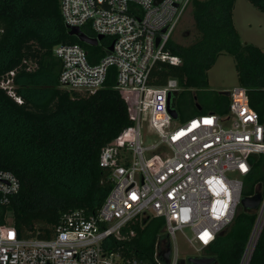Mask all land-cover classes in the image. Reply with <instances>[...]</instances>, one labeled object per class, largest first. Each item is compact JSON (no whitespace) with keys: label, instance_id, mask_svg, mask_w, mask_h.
Listing matches in <instances>:
<instances>
[{"label":"built area","instance_id":"2783aa9c","mask_svg":"<svg viewBox=\"0 0 264 264\" xmlns=\"http://www.w3.org/2000/svg\"><path fill=\"white\" fill-rule=\"evenodd\" d=\"M191 2L59 0L66 27L112 39L113 47L97 62L79 45L55 47L54 56L61 63L59 85L92 95L105 87L113 69V88L126 102L133 124L100 153L99 166L108 171L113 185L98 213L88 218L78 212L63 215L49 239L19 238L7 217V223L0 224V264H143L104 246L110 237L120 239L121 230L130 223L148 219L163 220L162 230L171 246L169 264H178L177 234L195 252H203L243 210L245 179L254 164L251 158L264 156V127L246 90L237 86L229 93L225 113H201L173 125L177 118H172L168 106L173 108L177 82L153 84L156 64H181L168 44ZM0 87L22 103L11 80ZM142 116L159 138L147 147L141 144ZM152 152L157 156L146 157ZM19 189L18 179L0 169V206L8 205ZM255 190L261 201L240 264L248 263L264 227V185ZM184 230H189L190 238ZM205 233L210 236L206 243ZM164 249L157 244L158 264Z\"/></svg>","mask_w":264,"mask_h":264},{"label":"trees","instance_id":"16d2710c","mask_svg":"<svg viewBox=\"0 0 264 264\" xmlns=\"http://www.w3.org/2000/svg\"><path fill=\"white\" fill-rule=\"evenodd\" d=\"M246 1L264 13V0ZM234 4L235 0H192L194 41L188 46L169 42L170 53L181 64H156L153 84L176 80L179 91L172 99L176 112L182 99L197 114L225 113L227 97L217 96L224 109L205 111L197 92L208 87L207 72L217 58L229 55L239 86L264 127V52L241 42L232 20ZM111 43L105 38L91 47L70 36L59 0H0V84L11 80L12 91L22 101L16 103L0 87V169L11 172L20 184L10 203L0 206V224L9 217L19 238L49 239L65 214L96 215L112 189L99 156L133 124L126 102L113 88L115 72L109 70L103 89L81 94L59 85L61 63L53 53L59 45H79L97 62ZM251 161L244 197L259 193L255 186L264 185V156ZM255 218L254 210H240L203 256L214 258L212 264H240ZM163 226L162 219L135 221L121 230L120 239L108 238L104 247L143 264H158L156 246L167 240ZM248 264H264V227Z\"/></svg>","mask_w":264,"mask_h":264},{"label":"rangeland","instance_id":"374dc122","mask_svg":"<svg viewBox=\"0 0 264 264\" xmlns=\"http://www.w3.org/2000/svg\"><path fill=\"white\" fill-rule=\"evenodd\" d=\"M232 20L241 42L243 44L253 45L264 52V13L258 11L246 0H235ZM194 38L195 29L193 27L190 6L174 30L171 41L188 46L194 41ZM207 80L208 87L197 92L198 102L203 106L205 111L213 107L224 109L226 107L224 104L216 102L217 96L219 94L230 93L235 87L239 86L233 58L229 55L219 56L213 67L207 72ZM176 109L178 117L172 123L173 125L181 124L190 117L198 115L194 112L193 108L186 107L182 99H178ZM166 128L165 126L162 130ZM140 132L143 147L158 143V135L151 127L146 116H142ZM157 153H147L146 157L150 155L157 156ZM162 233L165 234L164 230H162ZM184 233L186 237L190 238L191 233L189 230H184ZM167 241L170 242L169 239L162 241V248L166 246ZM176 245L179 253L178 263H184L188 258L202 257L204 254V251L200 253L195 252L181 234H177L176 236Z\"/></svg>","mask_w":264,"mask_h":264},{"label":"water","instance_id":"95a60500","mask_svg":"<svg viewBox=\"0 0 264 264\" xmlns=\"http://www.w3.org/2000/svg\"><path fill=\"white\" fill-rule=\"evenodd\" d=\"M66 29L68 30V33L70 36L76 37L81 43H84L91 47H98L100 45L101 40H103L102 36H98L96 38L90 37L86 35L84 32H82L77 27H72V28L66 27ZM112 49L113 47L111 45L107 50V54L111 53ZM223 95L227 97L229 93H224ZM168 103H169V96H168ZM168 107H169L168 110L172 118L176 119L177 113L175 112L173 108H170L171 107L170 105ZM260 201H261L260 193L255 194L253 197H244L241 200L242 209L243 210H256L260 204ZM170 255H171V246H170V243H168L166 244L165 249L160 251L158 254V258H160L161 264H169ZM250 258L248 260V263L250 261ZM213 261H214V258L202 256V257H197V258H188L186 260V263L188 264H212Z\"/></svg>","mask_w":264,"mask_h":264},{"label":"snow or ice","instance_id":"6c2138e0","mask_svg":"<svg viewBox=\"0 0 264 264\" xmlns=\"http://www.w3.org/2000/svg\"><path fill=\"white\" fill-rule=\"evenodd\" d=\"M242 167H243V166H242ZM133 198H135V197H133ZM10 237H11V234H10ZM202 239H204V241H205V243H206L207 240L210 239V236H209L207 233H205L204 236H202Z\"/></svg>","mask_w":264,"mask_h":264}]
</instances>
